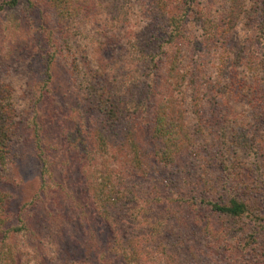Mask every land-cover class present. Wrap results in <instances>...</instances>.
Segmentation results:
<instances>
[{"label": "trees", "instance_id": "1", "mask_svg": "<svg viewBox=\"0 0 264 264\" xmlns=\"http://www.w3.org/2000/svg\"><path fill=\"white\" fill-rule=\"evenodd\" d=\"M136 1L0 2L6 50L19 44L13 40L16 33L36 39V51H42L46 43L51 49L40 53L39 66L45 76L30 85L35 100L45 98L50 69L61 57L66 59L83 105L97 116L91 123L94 129L84 125L79 129L72 123L61 133L75 160L84 196L108 228L109 243L104 252L99 250L91 259L76 257L69 264H105L102 261L107 254L110 261L106 264H188L177 255L166 208L161 207L162 197L152 191L157 186L144 178L149 166L140 161L143 152L135 130L144 125L152 159L159 165L172 166L180 155H198L200 137L205 140L201 122L204 112L222 118L207 153L218 162L225 184L208 185L212 197L204 196L201 188L191 189L190 196L216 218L236 225L241 236L236 243H254L250 245L252 254L264 264V250L256 248L264 243V169L260 166L255 170L259 164L256 156L264 155V129L259 134L253 125L255 119L264 127V0H228L219 14L213 8L207 12L205 0L200 5L195 0H168L153 10L161 22L142 39L138 32L132 35L137 29L133 24L139 11ZM44 4L61 39L55 40L52 29L31 24L33 14H38ZM193 15L204 41L213 46L218 41L223 53H232L227 58L218 55L214 73L202 79L205 86L185 71L181 50L180 39L189 40L180 26ZM211 18L222 19L221 25ZM254 23L258 32L252 30L253 40L260 48L248 50L246 55L245 44L234 41L236 28L240 26L245 34L248 25L254 28ZM94 33H98L96 39ZM91 41L111 47L108 60L89 53ZM57 44L64 47L58 49ZM13 95L14 88L0 76V264H42L46 246L37 238L36 230L42 226L43 217L35 207L53 202L61 185L52 171L54 147L42 125L44 108L37 110L32 104L30 115L21 119ZM200 98L208 103L207 109L202 105L201 113ZM222 101L218 114L215 109ZM211 131L209 127L208 134L213 135ZM20 150L28 155L22 156ZM32 162L36 172L34 194L26 203L28 208L19 207V212L25 210L24 218H12L8 211L14 199L12 181H22L21 168ZM33 197L36 200L32 201ZM173 201L181 204L184 198L178 194Z\"/></svg>", "mask_w": 264, "mask_h": 264}, {"label": "rangeland", "instance_id": "2", "mask_svg": "<svg viewBox=\"0 0 264 264\" xmlns=\"http://www.w3.org/2000/svg\"><path fill=\"white\" fill-rule=\"evenodd\" d=\"M167 1L137 0L135 4L139 10L137 12L138 17L133 20V24L136 25L137 29L135 28L132 35L138 32L139 39L147 37L149 31L153 27L158 26L157 23L161 22L160 18L154 16L159 14L153 10L161 5H165ZM195 1L197 5L201 4V0ZM205 1L207 3L205 10L209 12L213 8L217 10L216 14H219L222 5L225 6L229 3L228 0ZM0 2H3V0H0ZM37 11L38 14H33L34 21L31 24L52 29L55 40L58 37L61 39L62 34L53 29L55 26L54 18L49 12V8L44 4ZM1 13L0 76L14 88L13 101L17 106L18 114L22 117L21 119L30 115L32 104H35L37 110L44 108L41 113L42 125L44 124L47 141L51 142V145L54 147L51 151V157L54 160L52 171L58 184L61 185V188H59L60 193H56L53 202H45L44 205L40 203L37 208L35 207L37 214L43 217L42 226L37 227L36 230L37 238L41 242L44 241L45 243L42 242V244L46 246L43 255L45 259L42 261V264H69L70 260L76 257L81 258V260L91 259L92 256L99 253V250L103 249V252L105 251L109 243L108 228L92 211L90 204L85 198L86 196H84L85 191L82 187V180L75 165V160L62 141L61 131L65 126L69 127L72 123L78 126L79 129H81L80 125L92 127V120L97 116L83 105L79 92L69 76L70 73L68 72L66 59L61 57L54 60L55 63H53L50 69L48 92L45 98L35 100L33 93H31L30 85L36 79L39 82L40 78L45 76L42 73V67L39 66L40 53L46 50L50 51L51 49L46 43V45L42 44V51H36V39H28L23 37L22 33H16L13 40L17 39L19 44L14 47L12 46L10 50H6L5 43L7 39L5 29L1 25ZM214 20L217 23L219 22L218 26L221 25L222 19L211 18V22H214ZM195 21L198 20L193 15L187 18V21L180 26L185 32L186 39L189 40L187 42L180 39L181 50L185 61V71L194 76L197 84L205 86L202 83V79L214 73L213 66L216 65L218 55L227 58L231 57L232 53L230 51L223 53L224 49L218 48V41L214 46L208 40L204 41L200 36L199 21ZM18 22L19 26H21L22 18ZM236 30L237 35L234 37V41H238L239 45L240 42L245 44L246 55L249 54L247 53L248 50L249 52L259 50V44L253 40L254 35L252 32V30L258 32L256 23H254V28L253 25L252 27L248 25V31L245 34L240 26ZM261 31L263 32V29ZM97 35L98 33H94L93 38L96 39ZM40 41L43 42L44 39ZM261 44L264 45L263 40ZM31 47H33V50H31ZM63 47L64 45L61 44H57L56 46L58 49ZM88 50L90 54H94V57L98 58V56H101L108 60L111 47L97 46L94 41H91ZM70 53L73 54L71 51ZM71 56V54L68 56V60H70ZM30 70H32L31 73H26ZM243 71L245 72V70ZM158 76L161 75L158 74ZM159 81L156 82V87H158ZM201 96L202 92L199 97ZM199 100L201 113L202 105L207 109L208 103L201 100V98ZM221 104L223 105V101L220 105L217 104L215 109L218 114L222 111ZM91 114L92 116L87 120ZM201 115V122L205 125V140L203 142L202 136L200 137L199 144L201 146L199 147L198 155H189L184 158L180 155L177 163L172 166L159 165L152 159V155H150L152 145L144 133V125H141L140 130H135V136L143 152L140 161L147 162L149 166L144 178H147V182L158 187H155L156 190L153 189L152 191L157 192L162 197L161 207L166 208L165 214L168 216V229L170 228L171 230L170 235L173 237L172 240H175V245L177 246L175 249L179 250L177 251V255L182 257L185 262L188 264H262L259 257L252 254L251 246L254 243L248 245L236 243L241 238L236 225L216 218L205 206H198L197 202L190 196L191 189L197 191L198 188H201V191L205 192L204 196L212 197L211 189L208 190L207 186L214 185L219 187L225 184L221 179V175L223 174L220 173L218 162L207 153V148L212 143L211 139L215 137V132L218 129L217 124L222 118L218 119L220 115L215 117L209 116L206 112L201 113ZM253 121L254 128L261 134L264 127L260 126V123L257 122L258 120L254 119ZM209 127L212 129L210 133L213 135L208 134ZM92 128L94 129V127ZM19 152L22 153V156L28 155L27 151L20 150ZM256 158L259 164L255 170L259 169L260 166L264 169V155L259 158L256 156ZM28 160H33V158H28ZM21 169L22 181H18L13 177L11 193L14 199L8 205V211L12 218L17 216L22 219L24 218L25 210L22 209L19 212V207L25 206L28 208V204L26 203L34 194L36 188V172L33 162L28 163ZM144 185L147 186V184ZM178 194L184 198V202L181 204L173 201ZM168 198H170V201ZM34 200H36L35 197H33L32 201ZM49 242L50 246L48 245ZM259 247L264 250V243L256 246V248ZM109 261L110 259L107 254L102 262L106 264Z\"/></svg>", "mask_w": 264, "mask_h": 264}]
</instances>
